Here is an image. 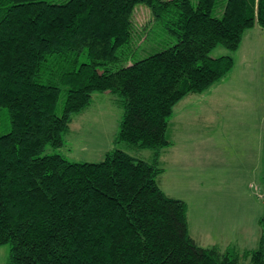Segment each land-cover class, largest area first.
<instances>
[{
    "label": "trees",
    "instance_id": "trees-1",
    "mask_svg": "<svg viewBox=\"0 0 264 264\" xmlns=\"http://www.w3.org/2000/svg\"><path fill=\"white\" fill-rule=\"evenodd\" d=\"M138 3L175 42L133 59ZM255 24L264 28V0H0L5 264H264L263 234L241 250L198 244L186 202L157 182L174 104L223 78L233 57L211 50L235 51ZM97 91L122 107L115 140L152 149L151 160L120 147L97 161L44 152L63 144L72 115Z\"/></svg>",
    "mask_w": 264,
    "mask_h": 264
},
{
    "label": "rangeland",
    "instance_id": "rangeland-1",
    "mask_svg": "<svg viewBox=\"0 0 264 264\" xmlns=\"http://www.w3.org/2000/svg\"><path fill=\"white\" fill-rule=\"evenodd\" d=\"M131 20L135 37L127 48L134 50L133 59L175 42L146 5L136 4ZM259 28L255 24L245 31L253 34L245 39V33L236 51L222 45L211 50L212 56L230 53L232 68L204 91L188 93L174 104L166 130L171 143L159 152L157 182L167 195L186 202L188 231L202 246L241 250L255 247L264 236V36ZM100 93L94 92L89 105L72 115L76 117L63 134V144L46 145L44 152L97 161L107 150L120 147L151 160L152 149L115 140L122 107L115 94ZM63 97L62 92L57 114ZM83 125L93 132L81 135ZM7 130V110L0 107V133ZM9 249L10 243L0 244V264H5Z\"/></svg>",
    "mask_w": 264,
    "mask_h": 264
},
{
    "label": "crops",
    "instance_id": "crops-1",
    "mask_svg": "<svg viewBox=\"0 0 264 264\" xmlns=\"http://www.w3.org/2000/svg\"><path fill=\"white\" fill-rule=\"evenodd\" d=\"M253 28V27H252ZM252 28H249L250 30H252ZM249 29H247L246 30V32L249 30ZM254 31H256V30H254ZM246 32H244V34L246 33ZM258 32H259V34L260 35H262V36H264V29L263 28H259L258 29ZM244 34H243V36H244ZM252 34H253V32H248V33H246L245 34V39H247V37H251L252 36ZM243 38V37H242ZM242 43V40H241V42H240V44ZM239 47H240V45H239ZM239 47L236 49V50H238L239 49ZM235 50V51H236ZM109 93H111V92H103V93H100V94H102V95H107V97L110 95ZM112 94V93H111ZM96 97H99L98 95H96ZM109 102L110 103H112V101L111 100H109ZM115 102H113V104H114ZM80 113V112H79ZM75 117L76 116H74V117H72V119H75ZM121 118V117H120ZM84 121V119L83 118H81L80 119V121ZM120 120V119H119ZM73 123H74V120H73ZM78 127H79V129H80V125H78ZM91 132H93V128H91V127H88V126H84L83 125V127H81V135H83V134H86V133H91ZM170 143H171V140H170ZM169 143V144H170Z\"/></svg>",
    "mask_w": 264,
    "mask_h": 264
}]
</instances>
